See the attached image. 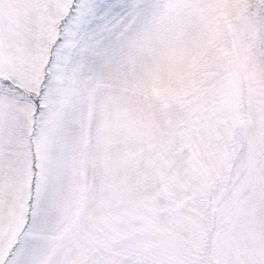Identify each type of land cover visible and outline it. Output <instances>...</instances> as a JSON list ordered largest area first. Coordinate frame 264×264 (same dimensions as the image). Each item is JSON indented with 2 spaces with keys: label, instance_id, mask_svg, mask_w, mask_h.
I'll return each instance as SVG.
<instances>
[{
  "label": "snow or ice",
  "instance_id": "snow-or-ice-1",
  "mask_svg": "<svg viewBox=\"0 0 264 264\" xmlns=\"http://www.w3.org/2000/svg\"><path fill=\"white\" fill-rule=\"evenodd\" d=\"M0 264H264V0H0Z\"/></svg>",
  "mask_w": 264,
  "mask_h": 264
},
{
  "label": "rangeland",
  "instance_id": "rangeland-1",
  "mask_svg": "<svg viewBox=\"0 0 264 264\" xmlns=\"http://www.w3.org/2000/svg\"><path fill=\"white\" fill-rule=\"evenodd\" d=\"M166 125H167V121H162L160 127L156 130L157 133H163Z\"/></svg>",
  "mask_w": 264,
  "mask_h": 264
}]
</instances>
